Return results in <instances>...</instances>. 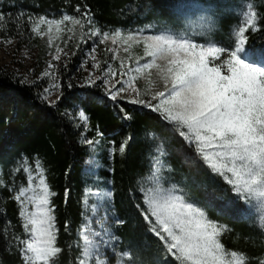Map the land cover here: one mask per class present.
I'll return each mask as SVG.
<instances>
[{
	"label": "snow or ice",
	"instance_id": "6c2138e0",
	"mask_svg": "<svg viewBox=\"0 0 264 264\" xmlns=\"http://www.w3.org/2000/svg\"><path fill=\"white\" fill-rule=\"evenodd\" d=\"M187 4L188 0H180L174 13L182 15L188 10ZM243 9L239 23L229 33V45L208 34V23L197 29L187 24L183 30L169 27L158 31L151 27L102 30L94 26V17L86 3L76 5L74 14L62 12L58 18L20 12L15 19L18 34L23 35L20 21L25 20L31 33L48 38L49 47L54 44V32L59 37L67 31L68 40H72L78 27L81 42H87L89 37L96 40L88 53L93 69L100 68L94 55L97 47L111 41L114 47L106 51L112 53V59H119V68L107 64L103 74L96 77L106 86L110 98L115 101L128 90L144 96L131 102L159 113L184 140L193 153V156L185 155V163L201 162L210 175L230 186L238 200L257 209L259 219L252 224L264 241V46L249 43V33L264 31L261 24L264 13L258 11L255 0H245ZM6 19L11 22V14L0 12V31L4 30ZM68 40L63 41L65 47ZM2 42L12 44L14 41L8 37ZM120 48L127 54L124 59H120ZM134 48L139 51L133 52ZM48 54L52 59L42 77L53 75L49 69H56L57 64L52 61L59 62L62 55H70L58 45L54 54ZM126 61L133 62L134 67ZM86 64L87 60L83 61L82 67ZM118 75L120 79H116ZM94 76L95 73L90 72L85 77L86 83H94ZM139 79L146 82L143 89L136 86ZM20 82L29 81L25 76ZM60 87L51 84L38 98L54 106L56 101L50 97L53 89ZM64 115L76 127H80L75 123L79 120L88 131L89 117L83 109L75 115L67 112ZM124 118L131 119V116L125 113ZM150 135L159 139L154 133ZM130 140V136L126 137L118 148L112 147L110 155L117 152L123 155ZM82 141L89 146L99 143L98 139H87L83 134ZM154 151L151 186L140 187L141 199L133 206L144 221L146 231L158 241L157 264H252L253 258L246 251L229 248L223 241L232 231L228 225L210 218L205 207L193 202L184 189L175 184L165 186L164 172H171V166L162 159L169 155L163 141ZM13 171L23 172L26 178V185L21 182L19 187L13 184L10 189L11 199L19 207L22 232H12L8 220L0 228V235L10 236L7 242L16 249L21 264H59L66 249L58 243L60 229L52 200L57 193L47 182L43 163L36 158L33 167L23 157ZM5 187L8 184L0 169V188ZM93 196L96 202L88 204V198ZM67 197L66 189L65 202ZM112 198L110 190H87L84 201L87 211L82 214L84 218L76 230L75 243L68 246V250L75 253L69 264H112L110 256L115 264H143L138 250L131 247L120 250L121 238L113 228L123 226L126 221L115 216L110 207ZM110 214L111 224L108 223ZM0 215H6L2 208ZM241 219L247 218L241 215ZM94 222L96 227H93ZM64 230H69L67 223ZM257 264H264V256L258 258Z\"/></svg>",
	"mask_w": 264,
	"mask_h": 264
},
{
	"label": "trees",
	"instance_id": "16d2710c",
	"mask_svg": "<svg viewBox=\"0 0 264 264\" xmlns=\"http://www.w3.org/2000/svg\"><path fill=\"white\" fill-rule=\"evenodd\" d=\"M237 0H188L187 6L199 5L219 7ZM180 0H0V12L11 14L12 20L4 22V30L13 38L30 43L38 49L37 71L27 84L16 72L0 67V168L8 187L0 188V208L6 215H0V228L10 220L11 231L21 233L19 207L11 199L13 184L26 185L23 172L13 169L26 157L30 163L39 158L45 168L47 182L57 193L52 198L55 205L57 227L60 229L58 243L66 249L59 258V264H69L74 251L68 250L77 239L76 230L87 211L84 203L88 189L112 191L110 207L115 216L126 221L123 226L113 228L120 236V250L131 247L150 263L158 254L157 239L146 231V225L134 202H139L142 185L151 186L152 157L160 141L168 152L162 157L170 164L171 172L165 170V186L172 184L184 189L193 202L204 206L209 217L228 225L232 231L223 241L229 248L246 251L257 264L264 256V241L250 219V207L238 200L236 194L219 177L210 175L199 161L185 163V155L193 156L192 150L164 122L159 113L143 104L128 99L113 101L101 82L80 85L77 81L63 80L59 99L54 106L41 102L38 95L47 87L38 76L46 65V49L39 37L30 32V25L21 20L23 35L16 31L18 13L33 16L55 15L62 12L74 14L76 5L87 4L94 17V26L111 31L114 28L135 30L160 23H172L177 14L174 9ZM259 12L264 13V0H255ZM225 21V19H224ZM228 20L225 21L226 24ZM264 26V21L261 22ZM225 29H229L225 27ZM226 31H224V35ZM250 45L264 46V31L249 33ZM224 37V36H221ZM224 38H221L223 40ZM80 43V42H79ZM76 44L77 45H79ZM224 43V41H223ZM79 46H82L81 44ZM104 59L109 55H103ZM78 63L73 62L75 70ZM71 84V87L68 85ZM143 97L142 99H144ZM155 103V101H153ZM83 109L89 117L88 131L76 120V127L65 112L75 115ZM127 113L131 119H125ZM102 134V135H98ZM154 133L159 139H154ZM98 139L99 143L89 146L82 141ZM131 137L126 152L110 155L112 147L118 148L126 137ZM68 190L65 202V190ZM96 198H88V204ZM244 215L247 219H241ZM108 223H112L110 214ZM69 225L65 232L64 225ZM239 234V235H237ZM10 236L0 235V264H21L16 249L7 241Z\"/></svg>",
	"mask_w": 264,
	"mask_h": 264
},
{
	"label": "rangeland",
	"instance_id": "374dc122",
	"mask_svg": "<svg viewBox=\"0 0 264 264\" xmlns=\"http://www.w3.org/2000/svg\"><path fill=\"white\" fill-rule=\"evenodd\" d=\"M245 3V0H237L233 3H230L228 5L224 4L223 6L219 7V9L214 7H206V6H199V5H190L187 6V11H185L182 15H177V17L174 18L172 23H160L155 25H150L148 27H151L154 30H160L164 27H169L175 30H183L187 24H190L193 29L199 28L200 25L208 23L210 25V32L208 33L213 39L217 41H224V45H229L230 43V36L229 33L233 29L235 25L239 23L240 20V13L244 10L243 5ZM61 13L55 14V15H49V17H59ZM228 20L229 23L225 26V21ZM144 27V28H148ZM225 27H228L229 29H225ZM141 28V29H144ZM224 31H226V34L224 35ZM70 34L65 31L64 33L60 34L59 37L53 33V46L49 47L48 45V38L44 37L43 39L40 38L42 44L44 45L46 49V65L42 69L41 73L39 74L38 78L39 80H44L47 84V87H49L51 84H59L62 85L63 80H68V82L77 81L80 85L87 84L85 81V77L89 75L90 72H94V83L101 82L100 79L96 77H100L103 74V71L107 67V64H111L114 69L119 68V59H112V53L110 51H106V49H110L114 47L111 44V41H108L105 44H100L99 47H97V51L94 55H96L97 60L100 62V68L99 69H93L92 68V60L90 56H88V53L90 52L91 48L96 43V40L94 38H87V42H81L79 36L80 31L77 27L75 37L72 40H68V36ZM224 36V37H221ZM8 37H11L13 39L12 44H5L2 42L4 39H7ZM221 38H224L221 40ZM68 40L67 46L65 47L63 41ZM80 42V43H79ZM81 44L82 46H79ZM60 46L64 48L66 52H69L70 55L68 57L61 56V61H52L54 64H57L56 69H49L53 73L51 77H42L41 74L45 71V69L48 68V61L52 59V57L48 54L49 52L55 53V46ZM133 52L139 51L138 48L132 49ZM39 50L33 49L30 43H27L24 40H20L17 38H13L9 34L5 32V30L0 31V67L7 68L9 70H12L19 74L22 77H27L28 80H30L32 77H35L36 71H37V60L39 57ZM74 53V54H73ZM105 54L111 56L104 59L103 55ZM127 56V54L123 51L122 48H120V59H124ZM87 60V64L82 67V62ZM78 63L75 70L71 69V64L73 62ZM107 62V63H106ZM126 63H132V66L134 67V63L131 61H126ZM65 64L67 65L65 67ZM87 69V70H85ZM132 75H135V73H129ZM116 79H120L119 75L116 77ZM124 79H127L125 76ZM102 83V82H101ZM114 83V81H113ZM145 80L139 79L136 81V86L140 87L141 89L145 86ZM89 84V83H88ZM93 84V83H92ZM102 86L106 90V86L102 83ZM119 87V85H116ZM60 89H53V95L50 97L51 100H57L60 95ZM114 90V89H113ZM144 96H137L135 93L131 92V90H128L127 92L121 93L117 99H142ZM30 163V162H29ZM34 167V161L33 163H30ZM1 169V168H0ZM91 198V197H89ZM93 198H96L93 196ZM97 199V198H96ZM250 207V219L251 223L253 220L258 221L259 219V213L257 209L251 205ZM31 210V206H30ZM103 211V210H101ZM110 219H108V222ZM110 224V223H109ZM93 227H96L95 222L93 223ZM158 247V242H157ZM140 260L143 261V264H157V256L153 260L152 263L147 261L144 256H142L139 253ZM110 259L112 261V264H115V259L110 256ZM174 264V262H172Z\"/></svg>",
	"mask_w": 264,
	"mask_h": 264
}]
</instances>
